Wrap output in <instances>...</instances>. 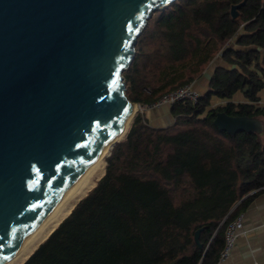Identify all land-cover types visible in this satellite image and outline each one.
<instances>
[{
    "label": "trees",
    "instance_id": "obj_1",
    "mask_svg": "<svg viewBox=\"0 0 264 264\" xmlns=\"http://www.w3.org/2000/svg\"><path fill=\"white\" fill-rule=\"evenodd\" d=\"M263 53L264 0H177L156 12L124 73L130 101L193 84L217 58L230 68L216 67L197 105L171 107L170 126L136 115L104 176L22 264H217L229 225L264 190ZM238 93L248 103L210 109ZM219 114L261 130L231 134Z\"/></svg>",
    "mask_w": 264,
    "mask_h": 264
},
{
    "label": "water",
    "instance_id": "obj_2",
    "mask_svg": "<svg viewBox=\"0 0 264 264\" xmlns=\"http://www.w3.org/2000/svg\"><path fill=\"white\" fill-rule=\"evenodd\" d=\"M176 1L0 0V264L130 130L124 73L153 15ZM258 123L215 121L231 134Z\"/></svg>",
    "mask_w": 264,
    "mask_h": 264
},
{
    "label": "crops",
    "instance_id": "obj_3",
    "mask_svg": "<svg viewBox=\"0 0 264 264\" xmlns=\"http://www.w3.org/2000/svg\"><path fill=\"white\" fill-rule=\"evenodd\" d=\"M235 42L236 40L232 43L235 44ZM262 62L264 64V53L262 55ZM218 65L230 68L217 58L202 76L193 83L194 88L201 94H205L208 91L210 79ZM259 96L260 101L257 105L264 106V90ZM228 103L243 104L248 103V101L245 100L242 93L236 94L230 100L214 97L211 101L210 109L223 107ZM146 118L150 125L155 128H164L174 122L171 108L167 106L148 113ZM258 124L262 127L260 123ZM241 216L243 229L240 232L231 256L222 264H264V190L257 194L253 202L239 217Z\"/></svg>",
    "mask_w": 264,
    "mask_h": 264
},
{
    "label": "bare ground",
    "instance_id": "obj_4",
    "mask_svg": "<svg viewBox=\"0 0 264 264\" xmlns=\"http://www.w3.org/2000/svg\"><path fill=\"white\" fill-rule=\"evenodd\" d=\"M136 107H134L133 116L135 114ZM129 126L130 124H128L122 130L120 136L118 137L119 141L125 136ZM110 149L111 148L105 150V152H103L102 155L88 168V170L74 184L70 191L62 198L58 205L50 212L47 218L28 237L26 242L21 245L18 251L6 264H20L22 261L24 262L38 247V245L43 240H45L53 230L56 229V227L65 219L70 208L73 207V205L80 198V196L85 194V192L92 186L96 177L102 171V167L104 166H102L103 159L109 155ZM29 253L31 254L28 255Z\"/></svg>",
    "mask_w": 264,
    "mask_h": 264
},
{
    "label": "built area",
    "instance_id": "obj_5",
    "mask_svg": "<svg viewBox=\"0 0 264 264\" xmlns=\"http://www.w3.org/2000/svg\"><path fill=\"white\" fill-rule=\"evenodd\" d=\"M148 92L149 90L146 91V93ZM201 96L202 94L194 88L193 84L184 85L176 90L164 94L160 99L155 102L145 104L136 103L135 105L138 108L137 115L142 114L143 116H146L148 113L154 110L161 109L165 106L171 108L181 103H190L192 105H197L200 101ZM242 229L243 223L241 216L229 225L226 234L225 248L221 253L219 262L217 264H222L223 262L229 259Z\"/></svg>",
    "mask_w": 264,
    "mask_h": 264
},
{
    "label": "rangeland",
    "instance_id": "obj_6",
    "mask_svg": "<svg viewBox=\"0 0 264 264\" xmlns=\"http://www.w3.org/2000/svg\"><path fill=\"white\" fill-rule=\"evenodd\" d=\"M236 38H237V37H235V39H236ZM135 104H136V103H135ZM135 107H136V106H135ZM136 112H137V107H136V111H135V114H134V115L137 114ZM128 130H129V128H128ZM128 130H127L125 136H124L122 139H120V140H122V141L125 140L126 135H127V133H128ZM112 151H113V150H112ZM108 157H109V155L106 156V157L103 159L102 166H103V165H104V166L102 167V171L98 174V176L96 177L94 183L92 184V186H91L87 191H90L92 188H94L95 185L97 184V182H98V181L104 176L105 171H106V168H107V158H108ZM87 191L85 192V194H83L82 196H80V198L75 202V204L73 205V207L70 208V210H69V212L67 213L66 217L71 213V211H72L73 208L76 206V204H77V203H78L83 197L86 196V194L88 193ZM66 217H65V218H66ZM53 231H54V230H53ZM53 231H52V232H53ZM52 232H51V233H52ZM51 233H50V234H51ZM50 234H49V235H50ZM49 235H48V236H49ZM47 238H48V237H47ZM47 238H46V239H47ZM43 241H44V240H43ZM43 241H42V242H43ZM42 242H41V243H42ZM41 243H40V244H41ZM40 244H39V245H40ZM39 245H38V246H39ZM34 249H35V248H34ZM34 249H33V250H34ZM33 250H32V251H33ZM30 254H31V253H29L28 255H30ZM26 257H27V256H26ZM26 257H25V258H26ZM22 262H23V261H22ZM22 262H21L20 264H22Z\"/></svg>",
    "mask_w": 264,
    "mask_h": 264
}]
</instances>
